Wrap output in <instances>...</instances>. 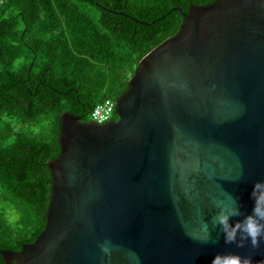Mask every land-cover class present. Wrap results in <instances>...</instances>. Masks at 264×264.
<instances>
[{
	"label": "water",
	"instance_id": "obj_1",
	"mask_svg": "<svg viewBox=\"0 0 264 264\" xmlns=\"http://www.w3.org/2000/svg\"><path fill=\"white\" fill-rule=\"evenodd\" d=\"M181 12L116 119L62 114L44 228L5 264H264V0Z\"/></svg>",
	"mask_w": 264,
	"mask_h": 264
},
{
	"label": "trees",
	"instance_id": "obj_2",
	"mask_svg": "<svg viewBox=\"0 0 264 264\" xmlns=\"http://www.w3.org/2000/svg\"><path fill=\"white\" fill-rule=\"evenodd\" d=\"M213 1L0 0V248L44 228L62 114L88 121L97 103L115 104L181 10Z\"/></svg>",
	"mask_w": 264,
	"mask_h": 264
},
{
	"label": "built area",
	"instance_id": "obj_3",
	"mask_svg": "<svg viewBox=\"0 0 264 264\" xmlns=\"http://www.w3.org/2000/svg\"><path fill=\"white\" fill-rule=\"evenodd\" d=\"M114 106L115 104L111 99H105L97 103L91 111V120L97 123H104L114 119Z\"/></svg>",
	"mask_w": 264,
	"mask_h": 264
},
{
	"label": "clouds",
	"instance_id": "obj_4",
	"mask_svg": "<svg viewBox=\"0 0 264 264\" xmlns=\"http://www.w3.org/2000/svg\"><path fill=\"white\" fill-rule=\"evenodd\" d=\"M246 231H248L249 235L251 236V241H252V244L253 245H256L257 244V235L259 234L260 232V229L259 228H256V229H246ZM232 239H234V237H230L229 238V241H231ZM242 246V245H240Z\"/></svg>",
	"mask_w": 264,
	"mask_h": 264
}]
</instances>
